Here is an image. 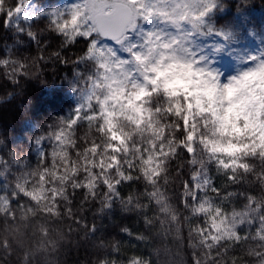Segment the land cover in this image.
<instances>
[{
    "label": "trees",
    "instance_id": "obj_1",
    "mask_svg": "<svg viewBox=\"0 0 264 264\" xmlns=\"http://www.w3.org/2000/svg\"><path fill=\"white\" fill-rule=\"evenodd\" d=\"M33 1L42 8L39 18L31 20L36 43L14 32L0 16V59L16 61L7 69L0 66V193L14 188L23 194L12 201L11 209L7 200H0V264H24L25 256L28 264H127L134 259L140 264H193L194 260L199 264H264L257 256L264 254V221L261 236L243 228L235 238L204 242L207 225L195 214L187 195L193 176L203 169L230 204L239 201L264 209V154L245 156L242 166L231 171L222 170L217 161L202 154L198 143L191 156L183 145L187 134L181 110L156 114L161 125L175 123V127H163L159 142L165 151L155 172L149 173L137 156L134 146L143 144L144 137L140 138L135 114L129 111L118 119L127 142V150L116 154L119 173L107 169L110 186L100 177L87 183L89 158L111 152L106 150L110 139L97 119L81 120L71 127L67 119L74 110L67 79L86 42L78 38L62 47V37L47 20L49 12L62 9L59 0ZM238 9L248 13V21L235 16ZM252 21L263 24L264 0H215L203 18L201 32L207 33L209 27L212 32L194 37L205 56L202 62L222 79L233 75V64L213 58L214 44L221 36L216 33L235 35ZM58 52L60 58L55 55ZM95 63L78 69L85 72ZM19 64L24 65L23 75H15ZM11 71L13 76L6 74ZM164 101L162 95H154L150 103L156 108ZM230 108L226 96L219 97L222 120L229 118ZM59 131H66L67 139L54 153L46 138ZM38 137L44 141L37 148ZM22 180L27 187L56 181V191L34 198L21 191Z\"/></svg>",
    "mask_w": 264,
    "mask_h": 264
},
{
    "label": "rangeland",
    "instance_id": "obj_2",
    "mask_svg": "<svg viewBox=\"0 0 264 264\" xmlns=\"http://www.w3.org/2000/svg\"><path fill=\"white\" fill-rule=\"evenodd\" d=\"M113 2L116 5L125 1ZM72 3L69 0H59L58 6L64 8ZM127 3H131V0ZM228 9L224 7L223 10ZM41 13V6L29 0L25 14L40 16ZM97 15L99 16V13ZM235 16L242 21H248L249 17L248 13L241 9L235 11ZM20 21L22 20L17 18V22ZM140 23L141 32H158L163 38L153 37V42H145L142 54L130 64L126 61L124 64L114 63L108 49L112 46L119 49V45H115L114 41H105L100 49H94L91 53L96 63L85 71L99 70L102 83L88 90L89 96L84 105L85 114L78 113L69 122V126L81 120L97 119L101 130L106 132L110 139L106 150L111 152L110 155L106 154L97 159H94V155L89 158L86 169L87 183L92 184L100 177L110 186L107 169L114 168L119 173L121 164L116 154L127 150V142L118 119L129 111L135 114L140 138L144 137L143 144H137L134 148L149 173L155 172L159 158L165 151V146L159 142L163 128L156 130L157 123H154L155 121L161 125L156 118L157 112L183 111V126L187 134L184 147L192 156L195 154V143H198L202 154L217 161L222 170L231 171L242 166L241 160L245 156L264 154V84L257 79L243 95H221L219 89L213 86V82H205L202 74L185 61L183 46L172 42L167 36L169 32L176 34L173 25L166 24L160 18ZM138 37L139 32L130 34L133 43L138 41ZM197 41L195 37L192 38L190 46L198 59L204 58ZM262 51L264 22L257 26L252 21L243 26L238 34L228 35L227 39L219 36L214 44L213 58H221L233 64L230 72L234 75L251 65L249 56H257ZM119 54L122 58L128 57V53L122 49H119ZM74 71L82 70L74 69L67 79V94L73 101L75 110L81 98L73 91ZM154 95H162L165 98L162 106H151L150 100ZM221 96H226L231 103L229 118L225 121L218 112V100ZM209 125L213 126L212 134H204ZM46 139L51 141L53 152L56 153L67 139V132L59 131ZM1 178L0 174V180ZM56 184V181L51 184L43 181L37 186L27 187L26 181L22 180L18 185L21 191L29 196L40 198L48 192L54 195ZM187 195L191 198L195 214L203 217L207 225L202 234L204 242L216 243L222 239L235 238L243 228L254 229L256 235L261 236L264 209L252 204L242 205L239 201L230 204L228 196L219 194L212 177L205 170L201 169L193 176L192 187ZM135 262L140 264L139 259L131 260L127 264Z\"/></svg>",
    "mask_w": 264,
    "mask_h": 264
},
{
    "label": "snow or ice",
    "instance_id": "obj_3",
    "mask_svg": "<svg viewBox=\"0 0 264 264\" xmlns=\"http://www.w3.org/2000/svg\"><path fill=\"white\" fill-rule=\"evenodd\" d=\"M29 3V0H16L13 3L12 0H0V16H3L6 25L13 28L14 32L26 35L34 43L37 42V35L31 31V20L38 19V15L25 14V9ZM215 0H131V3L124 2L125 16L131 13L132 20L125 28H120L115 34L104 39L100 38V32L95 30L97 24L102 22V18L109 12H111L117 6L111 2V0H74V2L62 9H56L49 12L48 24L53 32L62 37V47L77 42L78 38L86 42V48L82 51V54L73 61L74 67L79 68L80 65H89L94 63L95 57L91 55L94 49H100L101 45L105 44V40H112L115 45H119V49L128 53L127 58H122L119 54V49L112 46L108 49V54L111 55L114 63L124 64L133 63L134 59L142 54V50L145 46V42H153V37L163 38L158 32H144L140 31V21H149L155 18H160L174 26L176 34L169 32L167 36L172 42H176L183 46V53L185 61L190 65H195V70L208 77L209 79H219L220 75L215 69L207 66L202 62L203 58L198 59L195 52L192 50L190 44L192 38L198 34H208L212 32L209 27L207 33L201 32V26L203 25V18L214 7ZM99 13V16L97 15ZM17 18L24 23H18ZM187 26V27H186ZM133 32H139L138 41L133 43L130 39V34ZM217 35H222L225 39L228 38L227 33L217 32ZM18 43L20 41H17ZM167 46V43L165 44ZM140 49L141 51H137ZM57 58H60V53L55 54ZM43 57H41L42 59ZM131 58V59H130ZM248 60L251 61V65L246 71L240 72V76H250L257 72L264 71V51L257 56H249ZM62 62L67 63V59ZM16 61L9 59H0V66L7 69L10 64H15ZM24 72V65L19 64L15 70V75L22 74ZM13 76L14 73H6ZM83 81V84H81ZM102 83L100 80L99 70L93 71H74V84L73 91L77 92L80 96V103L73 114L67 119L71 122L72 118L79 114L84 113V105L87 102L89 96V89H94L97 84ZM43 137H38L35 141L36 145L43 146ZM5 164V163H4ZM188 182H186L187 184ZM190 186V185H189ZM118 187L116 186V194L118 195ZM23 194L14 188L7 193H0V200H7L9 208L11 209L12 201L18 197H22ZM22 206V205H21ZM12 218H15V213H12ZM79 223V221H77ZM96 229L95 224L91 226V231ZM247 239V236H245ZM7 248V242L3 245ZM257 256L264 259V254L257 253ZM24 264H28V258L25 256ZM138 264V262H135ZM193 264H199V260H194Z\"/></svg>",
    "mask_w": 264,
    "mask_h": 264
},
{
    "label": "clouds",
    "instance_id": "obj_4",
    "mask_svg": "<svg viewBox=\"0 0 264 264\" xmlns=\"http://www.w3.org/2000/svg\"><path fill=\"white\" fill-rule=\"evenodd\" d=\"M192 67L195 69L196 66L193 65ZM246 70L247 69H244L240 72H243ZM239 73L229 76L226 79H222L221 77H219V79L213 80V86L219 89V92L221 95L229 94V93H239L243 95L251 88L254 80L258 79L261 84H264V71L257 72L247 77L240 76ZM154 123H157L156 130H161L163 127H169L170 129L175 127V123H173L170 126L159 125L158 122H155V121ZM212 132H213L212 125H209L204 130V134H207V135H211Z\"/></svg>",
    "mask_w": 264,
    "mask_h": 264
},
{
    "label": "water",
    "instance_id": "obj_5",
    "mask_svg": "<svg viewBox=\"0 0 264 264\" xmlns=\"http://www.w3.org/2000/svg\"><path fill=\"white\" fill-rule=\"evenodd\" d=\"M124 4L118 5L111 15L104 16L102 22L97 24V31L100 32V37L104 39L105 37L111 38L113 34L117 32L120 28H125L129 22H131V13L125 16V11L123 10ZM112 41V40H107Z\"/></svg>",
    "mask_w": 264,
    "mask_h": 264
},
{
    "label": "bare ground",
    "instance_id": "obj_6",
    "mask_svg": "<svg viewBox=\"0 0 264 264\" xmlns=\"http://www.w3.org/2000/svg\"><path fill=\"white\" fill-rule=\"evenodd\" d=\"M83 65V64H82ZM84 66V65H83ZM91 66H93V65H91ZM87 70V69H86ZM112 264V263H111Z\"/></svg>",
    "mask_w": 264,
    "mask_h": 264
}]
</instances>
